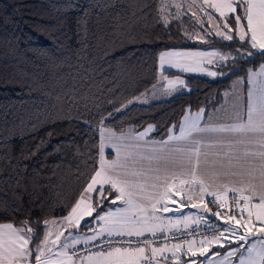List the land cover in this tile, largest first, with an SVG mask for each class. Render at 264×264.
Returning <instances> with one entry per match:
<instances>
[{"label": "trees", "instance_id": "16d2710c", "mask_svg": "<svg viewBox=\"0 0 264 264\" xmlns=\"http://www.w3.org/2000/svg\"><path fill=\"white\" fill-rule=\"evenodd\" d=\"M202 26L163 0H0V224L27 221L34 249L98 170L101 130L151 126L147 137L165 140L185 113L214 110L234 79L264 63L247 41L201 38ZM195 48L231 58L216 77L184 75L189 89L168 100L127 105L157 83L162 52ZM92 196L81 227L107 208Z\"/></svg>", "mask_w": 264, "mask_h": 264}, {"label": "snow or ice", "instance_id": "6c2138e0", "mask_svg": "<svg viewBox=\"0 0 264 264\" xmlns=\"http://www.w3.org/2000/svg\"><path fill=\"white\" fill-rule=\"evenodd\" d=\"M195 2L196 0H193V3ZM176 7L179 9L180 5H176ZM198 8L207 14L209 22H212L214 17L212 13L208 12V8L214 9L219 13L221 22L214 24V29L216 35L221 36L225 40H233L232 32L236 30V25H239L240 40H244L246 32L240 22L242 19H246L247 30L251 32V46L252 48H258L259 53L264 55V0H212V2L210 0H203V3L199 4ZM238 8H243V16L237 13ZM189 9H192L191 4L189 5ZM228 13L235 15L229 18ZM193 15H196L197 20L203 24V19L195 11H193ZM221 28L226 31H220ZM206 34H210V30L206 31ZM246 55L251 56L253 53L247 52ZM222 58L226 59L227 57ZM239 58L236 57V59ZM161 64H163V57H161ZM209 74L216 75V73ZM260 75H264V69H262ZM199 118L200 114H197L196 119L188 124L187 129L181 126L179 136L169 137V140L184 141L187 145H191V147L177 146L170 150L188 153V167L185 168L183 164L179 165L176 169L165 166L163 168V177L159 175L162 171L160 167H156L154 170L150 168L148 171H154L157 174L155 179L157 181L162 179L163 183L151 184L152 191L147 195L145 194V184L129 179V177L145 176V170L142 168L132 169L128 161L134 157V153L124 151L125 149L139 148L140 145L123 143L128 138L123 134L117 135L115 131L109 132L102 139L99 147V169L90 177V182L83 190L80 201L72 208V213H77L81 208V204L87 202L81 213V217L85 213L88 216H92L93 211H95L92 203L93 193L96 196V207H107V205L103 204V201L108 199L112 191H115L118 195L112 197L109 203L116 204L117 200H121L127 205L126 208L117 207L106 215H101L97 212V215L93 217V220L98 219L103 221L101 233L106 234L108 237V239L96 245L98 248H101V251L97 255L105 259L111 258L109 264H161V261L156 258L165 249L153 246V239L148 238V236L155 238L157 230L164 231L162 227L163 218L156 215V213L161 210L164 212L171 210L167 204H162V201L169 200L171 203H177L175 193L172 192V188L176 186V181H179L180 185H198V189L195 190L191 187L187 190L179 187L177 188V192L184 193L192 207H197L196 204L192 203L195 196L196 199L203 203L206 213L212 212L215 217L222 219L225 224L229 225L222 228L219 235H214L212 240L201 241L200 255L203 256L208 251V248L204 247L205 244H215L224 247L221 237H224L225 240L229 239L228 236H225V233L230 234L232 242H237V248L229 250L225 260L236 256L241 247L238 241L247 243L249 236H261V239L256 240L247 248V255L242 254L239 256L237 264H264V83L259 88V96L254 97L252 91L248 93L246 121L221 126L218 129H211L201 128L198 123ZM151 130L152 127L149 126L148 130L137 135L135 139H143L147 135V132ZM206 131L236 134L238 137H243L249 142L258 133L256 143L259 145L260 150L257 152H246L245 155L260 157L259 183L255 182V161H246L248 164L247 175L249 177L247 182L241 181L240 186L237 187L221 181V176L229 174L225 169H230L233 166V159L230 156H220L218 154V159L210 160L209 154L202 152V140L192 134L193 132L201 133ZM160 143L161 145H167L168 141H161ZM106 146L115 149L114 159L106 160L104 158V148ZM153 151H157V149H153ZM160 151H163V148ZM142 159L151 161L153 157L142 156ZM231 174L237 175L236 172H231ZM240 175H244V173H240ZM104 185H110V188L105 189ZM134 188L139 189V191H133ZM161 188L163 189L162 191L159 190ZM229 192L236 194L235 204H226L227 193ZM205 196H212L214 200L204 203ZM144 200H148L149 204H144ZM210 203L215 204L217 210L210 209L208 207ZM157 205H161V207H157ZM225 207H228V213L219 210ZM232 209H236L237 211H232ZM169 223L171 224L172 221H169ZM4 229H7V232ZM33 232V227L27 221L23 223L22 227H14L10 223L0 226V264H32L29 258L33 257V253L28 245L34 239H38V236L28 235ZM213 232L215 233V229H213ZM50 235L51 233H46L44 241L41 244L34 245L37 253L34 256V264H55V258L61 255V251L53 252L52 248L48 247V237ZM114 235L121 238L144 237V239L138 240L136 247L131 246L133 243L131 239L127 241L122 239L121 241H116V243H127L128 247H113L110 251H104V244L114 243L111 239ZM98 237L99 234H94L88 239L97 240ZM59 239L60 236L57 235L52 244L55 245ZM67 247V243L60 246L61 250ZM173 247L179 249L180 244L177 243ZM45 248L52 255L42 260L41 257L44 255ZM189 250L191 251V249ZM192 255H196V252L193 251ZM216 255H219V253L212 254V256ZM173 258H175L174 253ZM164 259H167V257H164ZM225 260H222L221 264H225ZM206 264H214L211 257Z\"/></svg>", "mask_w": 264, "mask_h": 264}, {"label": "crops", "instance_id": "0c3cea01", "mask_svg": "<svg viewBox=\"0 0 264 264\" xmlns=\"http://www.w3.org/2000/svg\"><path fill=\"white\" fill-rule=\"evenodd\" d=\"M185 1L186 0H163V3L168 4L170 6L171 5L173 6V4L183 6ZM211 1L212 0H210V2ZM241 21L242 23L240 24L244 26V31L246 32L245 38L242 41H248V43L250 44V47L252 48L251 39H250L251 32L247 30V21L246 19L245 20L242 19ZM252 49L259 52L258 48H252ZM219 52L221 51H218L215 49H208V48L167 50V51L162 52L159 55L158 69L161 73H163L167 77H171V78L179 77L182 81V83L180 81V84H184V85L187 82L184 75L202 74V75H206L210 77H216L217 74L210 75L209 73H216L215 67H217L218 65H222V64H214L219 58L218 56ZM197 54H202V55H197ZM223 55L227 57L228 56L231 57L229 54L224 53V52H223ZM161 57H163V64H161ZM227 60H229V58H227L226 61ZM262 69H264V63H262L257 69L250 71L245 78L234 79L236 80V83H235L236 89L241 94L242 99L246 101V105L248 101L249 91H252L254 93V97L259 96V88L261 84L264 83V75H260V73L262 72ZM166 72H170V76L166 75ZM168 84L169 86H167V88L173 86V81L169 82ZM230 86L229 88H232V86L231 87ZM146 104H141V105H146ZM215 109L208 113H204L201 111H198L194 114L193 112L185 113L182 121L179 124L180 128L181 126H184L185 129H187L188 124L191 121L196 119L197 114H200L198 123L201 128L218 129L221 126H227V125L234 124L240 121H246L247 119V108H245L243 114L235 120H231L229 122H223L220 120H216L212 122L207 121L206 120L207 115H209L210 113H214ZM174 131L178 132L179 129H175ZM109 132L111 131L101 130L100 144L102 142V139ZM148 132H147V135H148ZM121 134H123L126 138H128V139H125L123 143L140 145L139 148L125 149L124 151H131L134 153V157L130 158L128 161L132 169L142 168L145 170L146 172L145 176L129 177V179L134 180L138 183L145 184L146 185L145 186L146 195L152 191L150 187L151 184L153 183L162 184L163 183L162 179L159 181L155 179V176L157 174L154 171H148L150 168L154 170L156 167H160L162 171L159 173V175L163 177L164 175L163 168L165 166L176 169L179 165L183 164L185 168L188 167V162H187L188 153L186 152L179 153L175 151H170L177 146L191 147V145H187L184 141L169 140V137H167L165 140H162V141H168L167 145H161L160 143L161 141L149 139L147 135L144 136L143 139L141 140H136L135 137L139 135L138 133L137 134L129 133V132L117 133V135H121ZM192 135L202 140L201 150L202 152H207L209 154L210 160L218 159L219 158L218 154H220V156H224V155L230 156L233 159V166L230 169H225V171H228L229 174L221 176L220 177L221 181L229 185H235L237 187L240 186L241 181L247 182L249 177L247 175L248 164L246 163V161H255L256 162V167L254 170V175L256 177L255 182L257 184L259 183L260 157L245 155L246 152H257L260 150L259 145L256 143V138L259 135L258 133L252 138L251 142H249L247 139L243 137H238L236 134L221 133L219 131H206V132H201V133L193 132ZM162 148H163V151H160V149ZM153 149H157V151H153ZM109 153L111 155V158L107 156ZM142 156L144 157L151 156L153 157V159L149 161L148 159H142ZM104 158L106 160L114 159L115 149L106 146L104 148ZM99 166H100V155H99ZM99 166H98V169H99ZM231 172H236L237 175H232ZM240 173H244V175H240ZM104 187L105 188L110 187V185H104ZM179 187H182V186H180L179 181H176V186L172 188V192L175 193L176 201L179 195L182 194L185 196L184 193L177 192V188ZM189 187L195 190V189H198L199 186L198 185L190 186L186 184V188L184 189L187 190L189 189ZM159 190L162 191L163 189L161 188ZM133 191L138 192L139 189L134 188ZM229 193H227V195ZM114 194L115 196L118 195V193L116 192ZM211 197L212 196H205L204 203H206L207 200ZM186 199L187 198H184L183 202L181 201L182 204H180L178 201L177 203H171L169 200H165L161 202L162 204H167L171 210L168 212H164L163 210H161L160 212L156 213V215L163 218L162 227L164 228V231L161 232L157 230L158 233H168V232L177 231V230L188 228V227L206 225L212 221H217L223 224L225 227H227L228 224H225L222 219H218L211 212L207 214L204 211V208L201 212L187 210L186 207L191 206V204ZM192 203L196 205H203V203L200 200L196 199L195 196L193 197ZM144 204L146 205L149 204V201L144 200ZM117 207L126 208L127 205H125L121 200H117L116 204H111L109 207L101 211L100 214L106 215L108 212L114 211ZM157 207H161V205H157ZM208 207L211 209L210 206ZM81 209L84 210V208L81 207L79 209V213L77 212L73 214L71 211L66 216H63L65 221L63 224L59 226V229H58L61 243H59V241L57 240L55 245L52 244L53 252L61 251V255L58 258H55V264L57 263L109 264L111 258L105 259L104 257L97 255V253L82 257L80 259L73 260L71 261V263L68 260L64 259L63 253H65V251L67 253V251L70 248L90 241V239L88 238L92 237L94 234H99V237L106 236V234L101 233V229L103 227V221H100L98 219L94 220V222L92 223H88L81 227V224L86 221V218L84 215L81 217ZM224 212L228 213V210L225 209ZM71 215H75V217L73 218ZM63 217H58L52 221H48V226H49L48 228H50L51 232L53 230L54 224L56 223L55 220L61 219ZM169 221H172V223L170 224ZM6 224H9V223L0 224V226L6 225ZM4 231L7 232V229H4ZM226 234L227 233H225V235ZM65 243L68 244V247L65 248L67 250L65 249L61 250L60 246ZM228 244H233L232 240L225 242L224 247H220L219 245L212 246L209 249L210 252L204 254L203 256L200 255V253H196V255H192L191 252L188 250L189 247L192 248L193 246H196V244L194 245L191 244L190 246H187L186 248L187 251H185V249L183 250L184 247H180L179 249H176L174 247H171L172 245H167V247L166 246L165 248L163 247L165 249L164 252L161 254H158L156 259L161 261V264H172V262H175V261H181V264H193V262H195V264H206V259L209 256L214 261V264H221V261L225 260L227 252L231 249H236L232 247V245L230 246ZM241 244H242L241 250L239 249V252H237L236 256L230 257L227 260H225V264H237L238 258L240 255L242 254L247 255V248L252 244V240L247 243H243L241 241ZM197 247L201 249L202 245L197 246ZM107 251H110V250H107ZM66 253H65V258L67 259ZM173 253L175 254V258H173ZM213 253H219V255L212 256ZM51 255L52 253H50L48 257ZM164 257H167V259H164ZM30 260L32 261L31 257H30Z\"/></svg>", "mask_w": 264, "mask_h": 264}, {"label": "rangeland", "instance_id": "374dc122", "mask_svg": "<svg viewBox=\"0 0 264 264\" xmlns=\"http://www.w3.org/2000/svg\"><path fill=\"white\" fill-rule=\"evenodd\" d=\"M201 3H203V0H196L195 3H193V0H186L184 2L183 6H180L179 9H177L176 4H173V8L175 9L177 14H180V10H181V13H187V12L188 13H193V11H195L197 13V15H199L200 17H203L202 18L203 19V24L206 25V28L204 26H202L203 27V32L199 33L201 38H204L203 36L214 35V36H216L219 39H222L224 41H230V40L223 39L219 35H216V31L214 29V24H217V23L221 22V18L219 17V13H217L214 9L208 8V12L212 13V15L214 17L213 21L209 22L208 19H207V14L205 12H203V11H200L199 8H198V5L201 4ZM190 4L192 5V9L191 10L189 9V5ZM205 7H207V5H205ZM237 13H239V14H241L243 16V8H238L237 9ZM234 15L235 14H233V13H228L229 18L234 16ZM195 17L197 18L196 15H195ZM243 20H245V19H243ZM240 23H242V21ZM238 28H239V25H238V27L236 25L235 26L236 30H234L232 32V35L235 34V35H233L234 38H236L239 41H242V40H240V37H239ZM209 30H210V34H206V31H209ZM220 31H226V30L221 28ZM190 39L192 41L200 40V39H194V38H190ZM249 46H250V44H249ZM218 56H219V58L217 59V61L214 64H223V63H225L227 58H229V59L231 58L229 56L228 57L224 56L223 52H219ZM222 57H227V58L225 59V58H222ZM166 75L170 76V72H166ZM171 81H173V86L167 88V86H169L168 83L171 82ZM180 81H181V79L179 77H176V78L167 77V76H165L163 73H161L159 71L158 78H157V83H155L150 89H148L147 91L143 92L142 94L135 96L133 99H131L127 103V105H141V104H146L148 102H156V101L168 100L172 96H174L175 94H178V93L182 92L181 90L187 91L189 89L188 87H186V85L180 84ZM166 82H168V83H166ZM235 83H236V80H234L232 82V84H230L232 86V88H229L226 92L223 93V101H222V103L219 105L218 108L215 109L214 113H210L209 115H207V117H206L207 121H209V122L211 121L212 122V121L220 120V121H223V122H229L231 120L237 119L238 117H240L243 114L244 109L247 108L248 101H247V105H246V101H244L242 99L241 94L237 91ZM194 113H196V112H193V114ZM148 129H149V127H147L146 129H144V130H142L140 132L143 133V132H145ZM177 129H179L178 132H176L177 130L169 132L168 137L173 136L174 134H175L174 136H179L180 135V125L178 126ZM140 132H138V134ZM135 134H137V133H135ZM180 186H182L183 188H186V184L185 185H180ZM184 198H186V197L181 194V195H179L177 197V201L180 204H182ZM79 201H80V198H79L78 202ZM86 203L87 202L82 203L81 207L85 208ZM77 212L79 213V210ZM82 212H83V210L81 209V213ZM93 213H94V211H93ZM209 213L210 212H207V214H209ZM71 216L73 218L75 217V215H71ZM84 216H85L86 220H88L91 217V216H88L86 213L84 214ZM54 219H56V218H52V219H49V220L46 221L47 223H45V230H44L42 239H41L40 243L38 242L37 244H41L44 241L46 233H51V235L48 237V247L52 248V241L55 240V237L57 235H59V231H58L59 226L61 224H63L64 221H65L64 217L61 218V219L55 220L56 223L54 224L53 230L51 232L50 228H48L49 227L48 226V221H52ZM92 222H94V220H92L89 223H92ZM228 226L229 225H227V227ZM225 236L229 237V239H227L228 241L232 240L230 234L227 233ZM222 238H221V240H222L223 243L228 242L227 240H225L224 238L222 239ZM259 239H261V238L253 239L252 243L255 242L256 240H259ZM58 241H59V243H61L60 239ZM242 242L245 243L244 241H242ZM238 243H239L240 246H242L241 241H238ZM191 244H193V245L196 244V246H193L192 248L191 247L188 248V250L191 249V251L189 250L191 252V254H192L193 251H195L196 253H200V248L197 247V246H201V244L199 242L188 243L187 245L183 246L184 247L183 250L185 249V251H187L186 250L187 246H190ZM214 245L215 244H211V245L205 244V247L208 248V251H206L205 254L209 253L210 252L209 249L212 246H214ZM228 245H230V246L232 245V247L237 248V242H233V244H228ZM28 247H29V245H28ZM171 247H173V245ZM29 249L33 253V257H31V258H32V264H34V256L37 254L36 253V249L35 248L34 249L30 248V247H29ZM239 249L241 250V247ZM65 250H67V249H65ZM65 253H66V251H65ZM65 253H63L65 260H68L70 263H71V261L76 260V259L68 258V254H67L68 251L66 253V257H67V259H66L65 258ZM49 254H50V252L47 250V248H45L44 255L41 257V259L43 260V259L47 258ZM209 258L210 257L208 256L207 259H206V262L208 261ZM57 264H63V263H57Z\"/></svg>", "mask_w": 264, "mask_h": 264}, {"label": "built area", "instance_id": "2783aa9c", "mask_svg": "<svg viewBox=\"0 0 264 264\" xmlns=\"http://www.w3.org/2000/svg\"><path fill=\"white\" fill-rule=\"evenodd\" d=\"M214 200V197H211L207 200L211 201ZM236 202V194L234 193H229L227 195V200L226 204L227 205H232L235 204ZM208 206L211 207L213 210H217V206L215 204H208ZM225 209H228V207H225L223 209H219L220 211H225ZM232 211H237L236 209H232ZM225 226L217 221H212L209 222L206 225H200V226H193V227H188L184 229H180L177 231H172L168 233H156V237L152 238L148 236V238L153 239V246L156 247H165L167 245H176L177 243L180 244V247H183L184 245H187L188 243L192 242H199L201 241H208L212 240L214 238V235H219V232L222 228ZM213 229H215V233L213 232ZM222 238V237H221ZM108 239L107 236H101L97 240H90L88 242L82 243L78 246H74L68 250V258L70 259H79L85 256H89L92 254L99 253L101 251V248H98L96 245L101 243L103 240ZM112 241L114 243L112 244H104L103 245V250H111L113 247H128L127 243H116V241H121L122 239L124 241H127L128 239H131L133 241L132 247L137 246L138 240L144 239L142 238H136V237H117V236H112L111 237Z\"/></svg>", "mask_w": 264, "mask_h": 264}, {"label": "water", "instance_id": "95a60500", "mask_svg": "<svg viewBox=\"0 0 264 264\" xmlns=\"http://www.w3.org/2000/svg\"><path fill=\"white\" fill-rule=\"evenodd\" d=\"M186 208L189 211L201 212L203 210L204 206L203 205H197V207L187 206ZM255 238H262V237L261 236H256V237L249 236L248 242L255 239ZM172 264H181V261H175V262H172Z\"/></svg>", "mask_w": 264, "mask_h": 264}]
</instances>
